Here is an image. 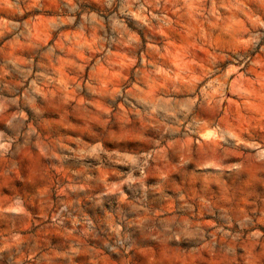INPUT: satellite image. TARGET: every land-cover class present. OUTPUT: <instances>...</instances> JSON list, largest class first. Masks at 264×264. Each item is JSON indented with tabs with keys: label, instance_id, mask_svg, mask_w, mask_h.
<instances>
[{
	"label": "clouds",
	"instance_id": "obj_1",
	"mask_svg": "<svg viewBox=\"0 0 264 264\" xmlns=\"http://www.w3.org/2000/svg\"><path fill=\"white\" fill-rule=\"evenodd\" d=\"M0 264H264V0H0Z\"/></svg>",
	"mask_w": 264,
	"mask_h": 264
}]
</instances>
